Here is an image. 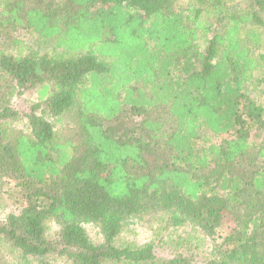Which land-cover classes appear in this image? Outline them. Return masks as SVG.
I'll return each mask as SVG.
<instances>
[{"label":"trees","instance_id":"obj_1","mask_svg":"<svg viewBox=\"0 0 264 264\" xmlns=\"http://www.w3.org/2000/svg\"><path fill=\"white\" fill-rule=\"evenodd\" d=\"M262 137L264 0H0V264H264Z\"/></svg>","mask_w":264,"mask_h":264},{"label":"rangeland","instance_id":"obj_2","mask_svg":"<svg viewBox=\"0 0 264 264\" xmlns=\"http://www.w3.org/2000/svg\"><path fill=\"white\" fill-rule=\"evenodd\" d=\"M50 56H52L53 58H59V57L68 58L70 55H68L64 52L57 51V52L50 53ZM35 101H36V99H35L34 93L32 94V92H30V93H25L24 95H22L20 97L17 96L13 100V103H14L15 108L22 110L23 107H28L32 103H34ZM53 125L56 128L59 127V124L56 122H54ZM12 126L16 130H20V131H24V132L26 131V124H25V121L22 119L15 121L12 124ZM221 137H223V136H221ZM221 137L215 138L214 142L217 143L221 139ZM261 140H264V137H262L259 141H261ZM10 209H11V206H9V204L7 203L6 195L4 194V192H2L0 190V220L5 219L6 215L9 213ZM155 229H156L155 225L131 224L130 226H127L123 229V231L121 232V234L119 236V241L121 243H129V244L141 246V245H144L149 240H151L155 237V235L157 234V233H154ZM85 231L88 234V237H90L91 239H95V237H94L95 229L92 226H90V225L85 226ZM187 231H188L187 228H180L178 231H175L172 235L170 234V236L169 235H161V234H159V236H161L164 239H166L168 237V240L170 238L175 239L177 236H180V237L186 236L187 245L188 244L190 246L199 245L201 248H204V245L205 246L209 245V243L207 241L200 240V238H201L200 235H197L195 233L188 235ZM156 238L160 239V238H158V236ZM183 240H185V238H183L182 241ZM218 241H220V240L217 239L216 242H218ZM162 245H167V244L162 242L161 246ZM165 248H166V246L160 247V249H165ZM14 264H36V263L34 261L24 262V263H17L16 261H14Z\"/></svg>","mask_w":264,"mask_h":264}]
</instances>
